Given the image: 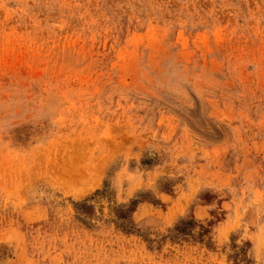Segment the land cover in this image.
<instances>
[{
  "label": "rangeland",
  "instance_id": "374dc122",
  "mask_svg": "<svg viewBox=\"0 0 264 264\" xmlns=\"http://www.w3.org/2000/svg\"><path fill=\"white\" fill-rule=\"evenodd\" d=\"M0 264H264V0H0Z\"/></svg>",
  "mask_w": 264,
  "mask_h": 264
}]
</instances>
